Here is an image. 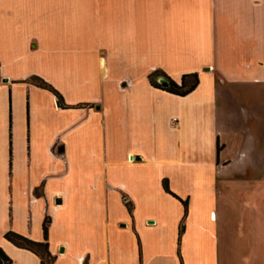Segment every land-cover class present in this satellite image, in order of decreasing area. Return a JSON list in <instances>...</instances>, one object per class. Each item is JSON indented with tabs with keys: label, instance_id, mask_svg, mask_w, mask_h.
<instances>
[{
	"label": "crops",
	"instance_id": "0c3cea01",
	"mask_svg": "<svg viewBox=\"0 0 264 264\" xmlns=\"http://www.w3.org/2000/svg\"><path fill=\"white\" fill-rule=\"evenodd\" d=\"M259 89L264 0H0V262L264 264Z\"/></svg>",
	"mask_w": 264,
	"mask_h": 264
},
{
	"label": "trees",
	"instance_id": "16d2710c",
	"mask_svg": "<svg viewBox=\"0 0 264 264\" xmlns=\"http://www.w3.org/2000/svg\"><path fill=\"white\" fill-rule=\"evenodd\" d=\"M148 80L154 88L161 89L163 91H166L172 95L179 97H184L190 94L198 84V76L196 73L185 74L181 77L180 83H175L167 75H165L162 71L159 70H155L151 72L148 76ZM26 82L35 85L37 87H40L42 89L48 90L49 92H51L56 96L58 102L60 103V106H63L62 98L60 94L49 83L45 82L43 79L37 76H31L28 79H26ZM162 188L164 192L170 194L172 197L176 198L182 203L184 207V214L186 215L187 201L180 199L169 190L168 182L166 179H163L162 181ZM49 223H50V219L48 217H45L42 225L43 238H44L43 242H34L24 236L12 232L6 233L4 237L14 246L20 249L30 251L31 253L37 255L40 258V264H52L54 261V257H52L48 252V244H47V232H48ZM0 256H2L6 260L5 256L2 254L1 251H0Z\"/></svg>",
	"mask_w": 264,
	"mask_h": 264
},
{
	"label": "rangeland",
	"instance_id": "374dc122",
	"mask_svg": "<svg viewBox=\"0 0 264 264\" xmlns=\"http://www.w3.org/2000/svg\"><path fill=\"white\" fill-rule=\"evenodd\" d=\"M247 91H248L249 93H252V92H251V91H252V90H251V87L248 88ZM253 91H254L255 95H256L257 93H259V94H260V93H261V94H264V92H263V91H260V89H259L257 92H256L255 90H253ZM108 150L111 151L112 149H110V148H109V149H105V152L107 153ZM105 152H104V155H105ZM106 155H107V154H106ZM106 155H105V157H106Z\"/></svg>",
	"mask_w": 264,
	"mask_h": 264
},
{
	"label": "built area",
	"instance_id": "2783aa9c",
	"mask_svg": "<svg viewBox=\"0 0 264 264\" xmlns=\"http://www.w3.org/2000/svg\"><path fill=\"white\" fill-rule=\"evenodd\" d=\"M176 122V120L175 119H173V123H175Z\"/></svg>",
	"mask_w": 264,
	"mask_h": 264
},
{
	"label": "water",
	"instance_id": "95a60500",
	"mask_svg": "<svg viewBox=\"0 0 264 264\" xmlns=\"http://www.w3.org/2000/svg\"><path fill=\"white\" fill-rule=\"evenodd\" d=\"M60 151H62V149H59V152H60ZM0 264H2V263L0 262Z\"/></svg>",
	"mask_w": 264,
	"mask_h": 264
}]
</instances>
